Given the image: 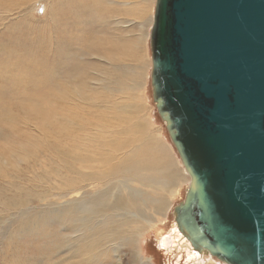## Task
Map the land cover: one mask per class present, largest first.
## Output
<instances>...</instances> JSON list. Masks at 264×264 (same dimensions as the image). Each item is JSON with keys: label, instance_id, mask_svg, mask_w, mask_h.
I'll return each instance as SVG.
<instances>
[{"label": "rangeland", "instance_id": "rangeland-1", "mask_svg": "<svg viewBox=\"0 0 264 264\" xmlns=\"http://www.w3.org/2000/svg\"><path fill=\"white\" fill-rule=\"evenodd\" d=\"M131 2L136 12L112 1L108 8L99 3L95 14L79 0H0V264H113L115 252L107 259L100 253L114 243L120 264L143 257L153 264H222L214 258L187 262L184 250L167 253L159 246L160 238L171 236L172 211L184 199L189 178L152 101L149 33L155 0ZM139 123L145 132L136 144L145 142L149 150L138 157L166 166L168 177L159 182L163 191L125 176L96 185L88 163L79 160L87 161L92 143H98L111 159L107 168L116 165L130 151L126 129ZM121 182L139 194L135 200L133 191L121 192ZM78 184L89 186L78 191ZM108 187L116 188L113 198ZM100 196L128 209L96 218L95 229L90 220L79 227L87 207L80 205L77 221L68 213L69 203ZM119 214L137 216L139 245L124 242L123 235L105 242L107 226ZM89 241L98 244L87 248Z\"/></svg>", "mask_w": 264, "mask_h": 264}, {"label": "water", "instance_id": "water-1", "mask_svg": "<svg viewBox=\"0 0 264 264\" xmlns=\"http://www.w3.org/2000/svg\"><path fill=\"white\" fill-rule=\"evenodd\" d=\"M156 112L190 178L173 220L223 264H264V0H155Z\"/></svg>", "mask_w": 264, "mask_h": 264}, {"label": "bare ground", "instance_id": "bare-ground-1", "mask_svg": "<svg viewBox=\"0 0 264 264\" xmlns=\"http://www.w3.org/2000/svg\"><path fill=\"white\" fill-rule=\"evenodd\" d=\"M108 1L109 0H87V1L86 0H79V3H81V5L84 8H87L88 6L92 7L93 12L95 14H98L100 12V9L98 8L99 3L105 5L104 8H108L107 5L112 4V1H114V4H120L121 1H122V5L123 6L127 5L128 7H132V9L136 12V10L132 6L133 2L130 3L131 0H127V1L126 0H110V2H108ZM1 11L6 13V12H10L11 10L8 9V8H1ZM136 15H137V13H136ZM140 18H142V17H140ZM118 25H120V23ZM5 76H6V74H5ZM34 79H36V78H34ZM50 79L54 80L52 78H50ZM45 80H44V82H47V80L46 81ZM52 83H53V81H52ZM20 84L27 85V82H17V85H20ZM29 85H28V87H29ZM49 85H51V84H49ZM49 85H48V87H49ZM24 87L27 88V86H24ZM32 88L33 87H31V89ZM12 90H11V92H12ZM23 91H21L22 94H23ZM47 91H49V90H47ZM11 92H10V94H11ZM28 92H25V93L27 94ZM18 95H17V97H19ZM12 96H15V95H12ZM21 96H23V95H21ZM21 96H20V98H21ZM2 97H4V96H2ZM24 97H26V96H24ZM113 108H115V107H113ZM122 109L126 110L125 107H122ZM120 122H124L125 123L123 115L120 117ZM32 131H34V130H32ZM77 131H79V130H77ZM142 132H145V128L140 123L139 124H135V126H133L132 128L126 129L125 135L126 134L127 135L130 134L132 139L131 138L130 139L126 138L127 140L125 139L126 141L124 142V145L126 143L127 146L130 148V151H129L128 155L125 156L122 160H118L119 163L116 162V165L110 166L109 168H107V164L109 163V161L111 159L110 158H106L104 155H102V153H106L107 152V148L104 145H100L98 143H96V144L92 143V148L94 147V149L92 150V148H91V150L89 152L90 153L89 154L90 157L87 159V161L79 160V162L88 163V167H86V169L90 170L91 173H92V174H90L88 176L96 178L95 179V184L96 185L100 184V182H101L103 186H108L110 184V179L111 178L124 177L125 176L127 178H130L131 182H135V183H138L139 185L140 184L142 185L143 181H146V182H149V186L148 187H151L154 191H157V192L163 191L162 187L159 186V182H163L164 183L166 181L167 177H168V172H167L168 170H167L166 166H163L164 164L163 165L159 164L157 162L158 160H154L150 156H145L144 157L145 159H143V160L138 157L141 154V152H145V151L149 150V148L147 147L145 142H143L142 145L136 144L137 135L139 133H142ZM146 137H148V136H146ZM115 149H117V147ZM102 156H104V157H102ZM107 156H109V155H107ZM95 163H97L96 165H99V167L94 166ZM182 169L186 173V171H185L183 166H182ZM79 173H80V168H76V173L75 174L78 176ZM186 175L188 176L187 173H186ZM152 177H153L154 180H153V182L151 184L150 181H151ZM188 178H189V176H188ZM189 182H190V178H189ZM121 184L123 185V187L120 188L121 192H127V191L131 190L135 194L134 200H135L136 197H138L139 194L136 191L133 190L134 188H132L131 186L130 187H125L122 182H121ZM88 186L89 185L80 186V184H78L77 190L81 191L82 189L87 188ZM114 189L116 190V188H114V187H108L107 188L106 193L109 196V198H113L114 197L112 195V191ZM118 192H120V191H117V193ZM101 198H102V196H100L98 198H95L91 202H86L84 204H71V203H69L70 204V208L68 210V213L69 214H73L74 216L76 215V217H77V213L79 212V210L84 209L80 205H86V207H87V211H86L87 214H86V217H85V221H81L82 223H81V225L79 227L82 228L85 225V223L87 222V220H90V221L95 222L92 225L93 226L92 229H95V228L98 227V225H96V221H97L96 218L103 217L109 211H113L114 213H116V212H120V211H124L125 209H128V207L126 205H125L124 208H121L118 205H114V204L108 203V201L107 202L106 201H102ZM143 205L146 206L144 203H143ZM129 208L132 209V206L129 205ZM82 217L83 216H80V220H82ZM136 217H137L136 215L135 216H131V217H127L125 214L114 215V217H113V219L111 221V225H108L107 229L105 228L106 230H108L107 233H106L107 237L104 239L105 242H107V241H116L117 240V236L123 235L122 239H123L124 242H128V244H130V245L134 244V243H135V245H139L140 244L139 238H140V236H142L141 235L142 229L140 227L136 226ZM77 221H79L78 217H77ZM153 222L154 221L150 219V220H148L147 223L149 224V226H151L153 224ZM147 223H145V224L147 225ZM173 224H174V227L170 231L171 232V236L167 235V236H163L162 238L159 239V240H161V242H159V246H160V248H162V250H164L166 252L167 251L174 252L175 250L182 249L186 253L185 255H186V258H187V260H186L187 262H189V261H193L194 262V261H197V260H200V259L202 260L204 258H212L208 254H206L205 252L195 251L192 248V246L189 243V241L186 239V237L178 230L175 222ZM94 226H95V228H94ZM100 228H101V226H100ZM91 231L93 232V230H91ZM81 240H79V241L81 242ZM76 242H78V241H76ZM119 242L121 243L122 241H119ZM97 244H98V241H94V242L89 241L86 244V246H87V248H93ZM112 247H113V249H117V247H119V246H117V244L114 243L112 245ZM113 249L106 250V248H105L100 253V255L104 259H107V258H109L110 252H115L116 253L115 254V259L113 258L115 262L111 258V262L110 263L120 264V258L118 257L119 252L117 250H113ZM121 258H122V256H121ZM151 259H147V258L143 257V258H141L139 263H136V264H153V261ZM100 262H102V261H100Z\"/></svg>", "mask_w": 264, "mask_h": 264}]
</instances>
